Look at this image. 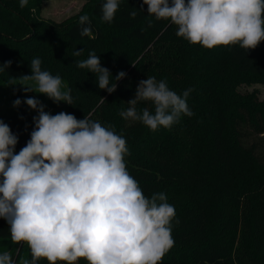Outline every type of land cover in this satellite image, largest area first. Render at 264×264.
Wrapping results in <instances>:
<instances>
[{
    "label": "trees",
    "instance_id": "obj_1",
    "mask_svg": "<svg viewBox=\"0 0 264 264\" xmlns=\"http://www.w3.org/2000/svg\"><path fill=\"white\" fill-rule=\"evenodd\" d=\"M44 1L28 0L21 8L19 0H0V65L11 61L0 80L15 99L22 102L19 78L31 75L30 62L39 58L42 70L71 89L66 113L90 115L126 139V166L145 196L164 192L176 209L175 243L161 264H264V99L257 89L241 90L264 84V41L248 51L238 45L208 50L179 38L169 21L149 16L142 0H121L111 23L102 20L104 0H87L63 20L42 17ZM85 14L90 37L80 35L78 20ZM80 49V56L72 55ZM93 51L115 92L100 89L96 74L77 67ZM121 71L126 76L116 81ZM148 77L166 80L178 94L193 89L187 103L194 115L157 131L123 119L121 111ZM143 108L154 111L151 102L138 103L137 110ZM36 116L22 104L18 112L0 115L18 137L16 153L30 140ZM9 229L0 218V240L9 242L0 253L31 259L26 244L11 242Z\"/></svg>",
    "mask_w": 264,
    "mask_h": 264
},
{
    "label": "clouds",
    "instance_id": "obj_2",
    "mask_svg": "<svg viewBox=\"0 0 264 264\" xmlns=\"http://www.w3.org/2000/svg\"><path fill=\"white\" fill-rule=\"evenodd\" d=\"M121 0H104L102 20L111 23ZM21 8L28 0H19ZM149 16L167 20L176 35L190 45L211 50L236 46L245 51L264 41V0H142ZM142 11V7H141ZM137 11L130 16L135 18ZM80 35L92 36L91 20L80 15ZM151 23V22H150ZM82 49L72 53L80 56ZM77 67L96 74L98 87L116 91L109 70L101 66L93 51ZM33 58L31 75L19 79L25 92L46 95L55 103L73 105L71 89L59 75L42 70ZM11 61L0 65V71ZM126 73L119 72L116 81ZM193 89L178 94L166 80H141L125 120L140 122L151 131L170 129L183 116L194 113L187 103ZM140 102H151L137 110ZM24 103L36 110L31 138L18 153V137L0 120V218L10 225L13 244H26L31 259H13L11 251L0 253V264H161L174 246L172 223L175 207L164 192L145 196L129 173L125 157L127 141L114 127L102 125L85 115L59 112L52 115L35 98ZM16 99L13 107H19Z\"/></svg>",
    "mask_w": 264,
    "mask_h": 264
},
{
    "label": "rangeland",
    "instance_id": "obj_3",
    "mask_svg": "<svg viewBox=\"0 0 264 264\" xmlns=\"http://www.w3.org/2000/svg\"><path fill=\"white\" fill-rule=\"evenodd\" d=\"M87 0H45L42 4L41 16L44 18H50L54 20H63L71 16L77 15L85 6ZM22 81H19V85ZM242 91H251L253 89L258 90V95L261 99H264V84L252 83V85L243 84L241 87ZM20 90L22 93L23 108L33 113L38 112L28 107L24 101L27 98H35L44 105V111L52 115L58 114L59 112H66L67 103L59 102L55 103L49 99L44 94H39L36 92H25L23 86L20 85ZM13 92L10 90L9 86L4 84L0 80V115H9L19 111V107H13V102L15 101ZM8 241L0 240V247L5 250V246Z\"/></svg>",
    "mask_w": 264,
    "mask_h": 264
}]
</instances>
